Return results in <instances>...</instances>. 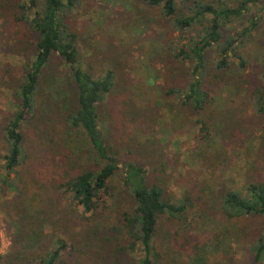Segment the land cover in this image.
<instances>
[{
    "label": "trees",
    "instance_id": "1",
    "mask_svg": "<svg viewBox=\"0 0 264 264\" xmlns=\"http://www.w3.org/2000/svg\"><path fill=\"white\" fill-rule=\"evenodd\" d=\"M141 1L159 8L174 29L182 33L191 30L197 32L172 56L173 60L189 63L187 83L171 85L166 95L197 116L196 122L202 132L200 141H209L212 139L209 109L216 100L214 91L205 83L210 69L209 53L215 50L213 67L218 72L215 74V78L219 79L218 86L228 88L233 77L229 76L233 72L232 57L238 59L237 69L244 70L246 60L237 52V46L256 27L257 21L252 20V25L239 37L225 35L223 29L228 23L243 18L251 6L262 2L264 8V0H238L232 7L226 3L216 5L208 0ZM0 2V13L5 17V22L13 28L22 43H31L35 50L34 58L19 78L17 109L7 119L3 130V184L16 190L15 206H12L18 209L19 217L15 222L21 229L26 228L30 238L27 248L19 253L18 258L15 257L13 264H73V247L67 251V243L61 238L52 235L46 244V226L56 224L57 212L52 210L54 203H61L64 189L72 192L73 199L89 214L75 217L76 223L82 226L81 243L95 241L94 244L99 247L105 245L107 250L103 249L100 255L104 257L108 253L109 259L106 260L112 259L113 264L119 260L127 261L133 256L138 259V264H162L163 253L156 244L165 218L168 225L164 230L170 234L171 244L175 245L172 250L171 245L165 249V253L168 251L165 258L170 264H214L211 260L218 256L215 257L214 250L209 249L211 245L221 247L225 239L241 243L245 257L240 259L224 251L219 255L221 259L217 264L264 262V174L261 164L257 161L252 164L240 189L223 186L217 192L214 209L221 219L231 221L233 227L209 237L193 235L190 228L184 227L182 217L188 208H194L203 202V198L208 199V195L186 190L179 197L173 196L167 188L165 178L168 175L159 161H149L150 168L147 169L148 163L130 156V149L124 152L121 142L117 140L118 127L116 132L114 129L111 131L114 138L111 134L109 137L103 135L101 109L111 97L115 74L108 70L97 76L81 65L77 34L66 22L67 13L78 5L79 0ZM180 8L185 11L181 13ZM55 58L67 67L70 82L69 89L66 86L67 90L58 87L56 92H69L68 97L56 98L54 102L43 89L44 78ZM42 96L50 104L47 110H38ZM247 96L255 113L264 117V72L261 81L251 88ZM53 109L60 111L61 121L70 134H76L81 139L74 145L76 158L58 168L51 166L52 157L48 154V148L43 149L40 155L26 147L27 138L23 132V125L30 124L36 117H40L41 122L51 118L50 111ZM128 135L131 137L125 132V136ZM51 141L56 140L53 137ZM71 154L69 150L68 157ZM23 163L27 164L28 182L19 171ZM115 182L121 184L123 191L131 197V202L129 206L114 210L110 199L115 195ZM41 189L50 190L49 194L53 192L44 198V207L33 205L29 197L30 193L36 196V190ZM87 224H91L90 229L84 228ZM51 243L52 247H49ZM36 247L42 253L39 252L35 259L33 253L27 255V252L35 251ZM62 252L66 253L64 258ZM137 254H140L138 258Z\"/></svg>",
    "mask_w": 264,
    "mask_h": 264
},
{
    "label": "rangeland",
    "instance_id": "2",
    "mask_svg": "<svg viewBox=\"0 0 264 264\" xmlns=\"http://www.w3.org/2000/svg\"><path fill=\"white\" fill-rule=\"evenodd\" d=\"M208 1L216 5L226 3L232 7L238 0ZM263 10L262 2L253 5L243 18L228 23L223 29L225 35L239 37L240 33L252 25V20L257 21L256 27L237 46V52L246 60L245 69H237L238 59L232 57L233 72L229 76L233 77L228 88L218 86L219 79L215 78L218 72L213 67L215 50L209 53L210 69L205 83L214 91L216 100L209 109L212 139L206 142L200 141L202 132L196 122L197 116L166 95L171 85L181 86L187 83L189 63L173 60L172 56L196 36L195 30L182 33L174 29L172 23L162 16L159 8L150 7L141 0H79L78 5L66 15L67 24L78 37L81 65L97 76L108 70L115 74L111 97L103 103L101 109L100 127L103 135L109 137L114 133L111 131L114 129L116 132L118 127L117 140L121 142L124 152L130 149L132 153L129 155L148 163H145L147 169L150 168L149 161H159L164 173L168 175L165 178L167 188L173 196L179 197L186 190L200 193L198 195L205 192L208 195V199L203 198V202L196 204L194 208H188L182 217L184 227L190 228L193 235L209 237L233 227L231 221L221 219L214 209L216 207L213 201L217 192L223 186L240 189L246 172L252 169V164L256 161L261 164L264 174V117L255 113L247 96L251 88L261 81L264 72ZM184 11L180 8L181 13ZM34 56L32 44L21 42L13 28L5 22L1 12L0 264H13L15 257L18 258L19 253L25 251L30 241L26 228L21 229L15 222L19 217L18 209L12 206H15L16 190L3 184L5 172L2 157L5 154L4 126L19 103L16 92L19 78ZM50 66L44 78L43 90L55 102L56 98L68 97L69 92H56L58 87L69 89L70 78L67 67L59 59H53ZM49 106L44 96L39 98L38 110H47ZM50 112L52 117L44 120L46 123L36 117L30 124L23 125V132L27 138L26 147L40 155L43 154V149L48 148V154L52 157L51 166L58 168L76 158L74 145L81 139L76 134H70L64 127L59 110L53 109ZM125 132L131 137H126ZM53 137L56 141L52 143ZM69 150L72 154L68 157ZM19 171L28 182L30 178L27 164L23 163ZM13 176L14 174L11 178ZM115 186V195L114 198L111 197L110 205L114 210L129 206V194L123 191L119 182H115ZM36 191V196L29 194L32 198L30 202L35 206H43L46 202L44 198L53 194H49L50 190L46 189ZM63 194L61 203H54L52 210L57 212L56 224L46 226L48 241H43L48 244L53 235L67 243V251H71L73 247V264H113L112 259L106 260L109 259L108 253L104 257L100 255L103 249L107 250L105 245L99 247L94 244L95 241L81 243L82 226L76 223L75 217L89 214L73 199L72 192L64 189ZM172 221L174 222L173 219ZM163 222L164 227L168 225L166 218ZM90 227L91 224L84 226L85 229ZM164 227L156 245L163 253L162 264H170L165 258L168 252L165 253V249L171 245L172 250L175 245L171 244L170 234ZM240 244L232 239H225L221 247L211 245L209 250H214L215 257L218 256L211 263L217 264L221 259L219 255L224 254V251L244 259L243 246ZM49 247H52V243ZM42 251L36 247L35 251L30 250L27 255L33 253L32 257L36 259L37 254ZM65 255L62 252V258ZM138 255L140 254L136 255L137 258ZM137 260L133 256L115 264H138Z\"/></svg>",
    "mask_w": 264,
    "mask_h": 264
}]
</instances>
